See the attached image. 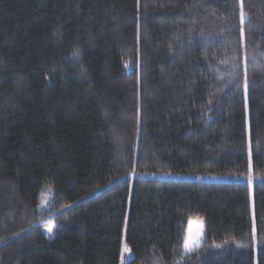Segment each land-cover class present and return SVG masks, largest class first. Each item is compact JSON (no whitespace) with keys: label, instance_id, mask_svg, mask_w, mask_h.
Here are the masks:
<instances>
[{"label":"trees","instance_id":"obj_1","mask_svg":"<svg viewBox=\"0 0 264 264\" xmlns=\"http://www.w3.org/2000/svg\"><path fill=\"white\" fill-rule=\"evenodd\" d=\"M250 162L264 0H0V264H264V183L141 176Z\"/></svg>","mask_w":264,"mask_h":264},{"label":"rangeland","instance_id":"obj_2","mask_svg":"<svg viewBox=\"0 0 264 264\" xmlns=\"http://www.w3.org/2000/svg\"><path fill=\"white\" fill-rule=\"evenodd\" d=\"M143 178L150 179H181V180H190V181H205V182H241L247 183L252 188V199H253V187L255 184L264 183V177H257L253 174L252 162H250V170L246 175H212V174H175V173H144L141 175ZM251 176L253 179L249 181L248 177ZM50 191V190H48ZM52 195L46 194L44 200H42V205L48 207L50 204V197ZM254 211V208H253ZM57 213L49 216L42 223H46V232L51 237H54L56 234L55 224L49 223V221L56 215ZM49 227H52V232H49ZM206 231V222L197 218H190L187 220V235L185 241L188 239L189 235L193 237H198L196 243L193 245L192 250L189 251L185 248L184 244V252L185 254H190L193 251L199 249L204 243Z\"/></svg>","mask_w":264,"mask_h":264},{"label":"snow or ice","instance_id":"obj_3","mask_svg":"<svg viewBox=\"0 0 264 264\" xmlns=\"http://www.w3.org/2000/svg\"><path fill=\"white\" fill-rule=\"evenodd\" d=\"M243 8V6L241 5V9ZM244 17V13L243 10H241V20H243ZM249 181H251L253 179V177L249 176L248 177ZM52 227H49L48 231L52 232ZM198 237H193L192 235H189L188 239L185 241V248L188 249L189 251L192 250L193 245L196 243ZM219 247V246H218ZM124 251L125 252H129L130 250L128 249L127 245L124 246ZM121 264H124L123 262V258L121 260Z\"/></svg>","mask_w":264,"mask_h":264}]
</instances>
